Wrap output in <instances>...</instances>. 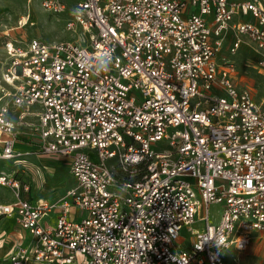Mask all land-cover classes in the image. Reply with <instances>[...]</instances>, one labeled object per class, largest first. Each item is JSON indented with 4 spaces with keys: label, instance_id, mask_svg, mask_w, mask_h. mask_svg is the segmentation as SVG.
I'll return each instance as SVG.
<instances>
[{
    "label": "built area",
    "instance_id": "1",
    "mask_svg": "<svg viewBox=\"0 0 264 264\" xmlns=\"http://www.w3.org/2000/svg\"><path fill=\"white\" fill-rule=\"evenodd\" d=\"M41 5L79 38L5 42L0 221L28 235L0 264H225L264 240V100L233 59L264 68V0ZM52 164L37 197L25 169Z\"/></svg>",
    "mask_w": 264,
    "mask_h": 264
},
{
    "label": "rangeland",
    "instance_id": "2",
    "mask_svg": "<svg viewBox=\"0 0 264 264\" xmlns=\"http://www.w3.org/2000/svg\"><path fill=\"white\" fill-rule=\"evenodd\" d=\"M68 16V14H54L45 11L41 5V0H31V2L28 0H0V60L5 56V42L9 38L22 41L23 46L33 38L51 43L78 39V35L66 29ZM249 51V47H245L233 59L239 69V82L248 87L256 100L260 102L264 100V68L257 64ZM161 144L167 145L164 141ZM30 161L36 163L37 159L32 157ZM27 166V168L34 169L30 164ZM14 167L12 161L0 160V169L11 170ZM60 167L67 170L63 165ZM25 170L26 178L35 184L32 194L37 197H45L55 192L53 188L58 175H56L57 169L54 165L53 167L50 166L45 174L38 178L33 177L30 169L29 171L28 169ZM62 180H66L68 185L70 184L68 177ZM63 187L64 185L58 190L59 193L64 191ZM4 192L5 189L1 188L0 193ZM1 198L2 201L14 200L10 192L9 196H1ZM222 209V205H212L210 207L215 222L219 220ZM0 230L4 233L3 240L0 241V254H4L9 247L17 242H24L22 237L28 235L26 231L10 219L0 221ZM189 242L190 240L184 246L188 245ZM224 260L225 264H264V240L255 233L247 250L241 251L236 246H231L224 251Z\"/></svg>",
    "mask_w": 264,
    "mask_h": 264
},
{
    "label": "crops",
    "instance_id": "3",
    "mask_svg": "<svg viewBox=\"0 0 264 264\" xmlns=\"http://www.w3.org/2000/svg\"><path fill=\"white\" fill-rule=\"evenodd\" d=\"M24 144H25L24 147H29L30 146L29 143H24Z\"/></svg>",
    "mask_w": 264,
    "mask_h": 264
}]
</instances>
